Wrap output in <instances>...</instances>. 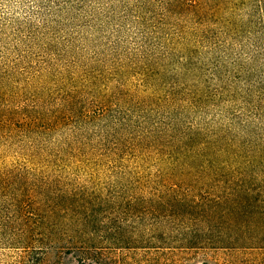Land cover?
I'll list each match as a JSON object with an SVG mask.
<instances>
[{"label": "rangeland", "instance_id": "rangeland-1", "mask_svg": "<svg viewBox=\"0 0 264 264\" xmlns=\"http://www.w3.org/2000/svg\"><path fill=\"white\" fill-rule=\"evenodd\" d=\"M263 173L264 0H0V264H264L130 209Z\"/></svg>", "mask_w": 264, "mask_h": 264}, {"label": "trees", "instance_id": "trees-1", "mask_svg": "<svg viewBox=\"0 0 264 264\" xmlns=\"http://www.w3.org/2000/svg\"><path fill=\"white\" fill-rule=\"evenodd\" d=\"M261 176L232 175L224 192L199 197L183 194L174 186L142 193L130 209L137 210L144 226H148L145 230L157 240H143V247L171 244L165 241L167 230L177 233L179 242L172 243L177 246L256 247L264 244V173Z\"/></svg>", "mask_w": 264, "mask_h": 264}]
</instances>
